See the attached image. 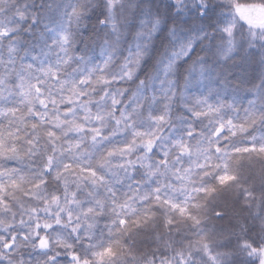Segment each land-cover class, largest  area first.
Masks as SVG:
<instances>
[{"label":"clouds","instance_id":"clouds-1","mask_svg":"<svg viewBox=\"0 0 264 264\" xmlns=\"http://www.w3.org/2000/svg\"><path fill=\"white\" fill-rule=\"evenodd\" d=\"M0 264H264V0H0Z\"/></svg>","mask_w":264,"mask_h":264}]
</instances>
